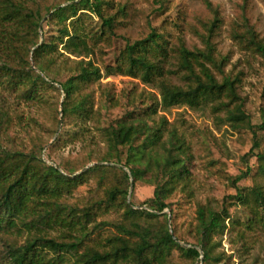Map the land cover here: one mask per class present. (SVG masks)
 <instances>
[{"label": "trees", "instance_id": "obj_1", "mask_svg": "<svg viewBox=\"0 0 264 264\" xmlns=\"http://www.w3.org/2000/svg\"><path fill=\"white\" fill-rule=\"evenodd\" d=\"M66 1L64 5L42 6L40 0H0V21L11 24L9 44L16 56L12 61L0 63V85L15 93L14 98L41 102L49 101L47 90L53 89L58 93L53 132L69 118H75V124L86 127L85 130L90 128L84 125L92 121L104 148L96 154L92 151L81 165L58 163L61 170L44 160V147L37 136L32 138L30 150L4 146L3 140L14 125L16 108L10 99L3 100L0 105V264H178L173 259L176 250L191 264L201 255L203 264H219L234 257L224 249L219 250L224 236L234 230L242 242L239 255L249 254L255 244L252 233L257 229L264 231V150L256 154L254 172L248 170L233 179L234 184L249 175L252 179L250 186L239 189L233 196L245 218L233 217L225 201L198 202L191 231L195 243L191 246L180 242L184 239L175 227L173 209L171 222L163 212L172 208L163 196L154 195L144 202L154 210L136 208L128 201L131 177L133 184L140 179L151 182L152 174L161 169L173 171L169 192L182 186L189 197L194 195L189 182L190 145L176 127H168L166 114L154 118L159 110L183 106L230 110L234 105H243L240 78L225 71L226 59L217 56L213 41L220 22L218 10L206 0L214 18L207 22V34H200L204 48H188L181 37L172 46L177 71L182 73L183 83L179 84L164 75L157 54L168 52L169 39L165 32L156 29L146 37L128 41L115 63L105 64L107 48L119 35L118 26L122 23L120 18L127 13V3ZM43 18L56 29L49 38L41 24ZM40 30L44 33L43 40ZM232 36L264 54V42L254 27L233 26ZM110 75L156 83L158 95L150 93L151 102L146 107L133 102L134 107L125 116L103 124L101 109L95 108L92 85ZM103 94L110 106L118 104L111 90L105 89ZM261 112L264 128V107ZM16 118L21 124L22 115L16 114ZM229 119L234 127L245 125L243 117ZM80 135L85 134L82 131ZM60 139L59 136L56 141ZM94 160L123 164L131 175L116 164H96L77 173ZM92 174L103 188L102 198L84 208L68 203L67 195ZM113 205L123 209L119 218L95 222L96 208ZM92 222H95L93 228L89 229ZM57 226L61 232L53 234ZM103 229L109 232L93 238L96 231Z\"/></svg>", "mask_w": 264, "mask_h": 264}, {"label": "rangeland", "instance_id": "obj_2", "mask_svg": "<svg viewBox=\"0 0 264 264\" xmlns=\"http://www.w3.org/2000/svg\"><path fill=\"white\" fill-rule=\"evenodd\" d=\"M207 1L218 10L220 18L213 37L217 56L225 57L226 72L239 76V93L243 105H234L230 110H213L211 106L198 109L183 106L172 108L170 111L159 110L154 118L157 120L161 114H166L169 120L168 127H176L178 133L190 145L192 162L189 182L194 195L189 197L187 190L182 186L169 192L170 177L173 173L170 169L154 172L151 182L144 179L137 180L132 190L129 189L131 194L128 195V201L136 208L154 210L144 204L154 195L163 196L171 203L172 208H166L163 212L168 214L171 222L173 209L174 224L178 234L184 239L182 240L184 246L195 243L191 231L196 222L198 202L205 203L210 200L215 204H222L225 201L233 217L245 218L244 211L235 203L233 196L239 189L250 186L252 179L249 175L235 184L233 179L248 170L254 172L257 167L256 154L264 150V128L261 127L263 122L261 109L264 107V54L257 49L247 47L243 42L239 43L232 36L233 26L239 24L242 29L251 26L257 30L264 42V0ZM40 2L42 6L67 3L66 0H40ZM116 2L127 3L128 9L126 15L120 18L122 23L118 26L119 35L107 48L105 64L113 65L128 41L146 37L156 29L165 32L169 39L168 52L157 54L164 75L175 83L182 84V73L177 71L176 55L171 48L178 43V37L184 40L188 48L205 47L200 34H207V22L214 18V12L207 6L206 0H116ZM110 11L114 12L115 9ZM45 18L42 19L41 24L44 26L46 38H49L56 29L51 23L45 22ZM11 29L9 22L0 21V63L12 61L16 57L9 44ZM43 38V30H40V39ZM92 89L95 108L100 107L103 124L125 116L126 112L134 107L133 102L142 108L146 107L151 102L150 93L158 95L156 83H145L140 78L126 75L104 76L100 82L92 85ZM105 89L111 90L118 99L116 106H110L105 100L103 94ZM13 94L15 93L0 85V105L5 98H8L12 107L16 108L13 114L14 125L9 131V136L3 140L4 146L30 150L32 138L37 136L44 147L42 150L44 160L57 165L63 162L81 165L92 151L96 154L98 150L104 148V143L99 141L94 131L92 121L84 125L90 128L85 130L86 127L75 124V118H69L66 122L60 123L58 130L53 132L56 123L55 102L58 100V93L53 89L47 90L48 102L14 98ZM63 96L64 94L62 99ZM16 114L22 115V125L17 123ZM236 116L243 117L244 126L238 128L231 125L233 121L229 118ZM61 117L60 115L59 118ZM82 131L85 134L83 136L80 135ZM59 136L61 139L56 141ZM90 164L91 166L116 164L128 172L123 164L94 160L77 173L84 171V168ZM133 181L131 177V184ZM102 196L103 188L92 174L67 195L66 201L77 208H84L99 201ZM122 210L120 206L114 205L96 208L95 222L117 219ZM95 222L88 224V228L92 229ZM60 230L61 227L57 226L52 233L60 234ZM108 232V229H103L96 231L92 236L98 239ZM236 234L235 230L227 233L219 248V250L224 249L227 254H233V259L219 264H264V231L257 229L252 233L253 235L251 234V238L255 241L254 247L249 254L242 257L239 255L242 242ZM202 258L203 255L195 264H203ZM173 259L178 264H191V261L177 250L174 251Z\"/></svg>", "mask_w": 264, "mask_h": 264}, {"label": "water", "instance_id": "obj_3", "mask_svg": "<svg viewBox=\"0 0 264 264\" xmlns=\"http://www.w3.org/2000/svg\"><path fill=\"white\" fill-rule=\"evenodd\" d=\"M62 5H64V4H62ZM59 86H60V85H59ZM53 164H54L55 166L59 167L57 164H55V163H53ZM91 165H92V164L86 166V167L84 168V170L88 169ZM59 168H60V167H59ZM125 168L128 170L129 174L131 175L129 169H128L127 167H125ZM60 169H61V168H60ZM61 170H62V169H61ZM132 187H133V183L131 184V188H130L131 190H132ZM131 190H130V193H129V194H131ZM180 242H181L182 245L184 244L182 241H180ZM198 248H199L200 252H203V250H202L201 247H198Z\"/></svg>", "mask_w": 264, "mask_h": 264}]
</instances>
